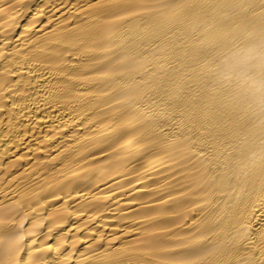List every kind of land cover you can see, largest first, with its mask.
Masks as SVG:
<instances>
[{"label":"bare ground","instance_id":"bare-ground-1","mask_svg":"<svg viewBox=\"0 0 264 264\" xmlns=\"http://www.w3.org/2000/svg\"><path fill=\"white\" fill-rule=\"evenodd\" d=\"M0 264H264V0H0Z\"/></svg>","mask_w":264,"mask_h":264}]
</instances>
